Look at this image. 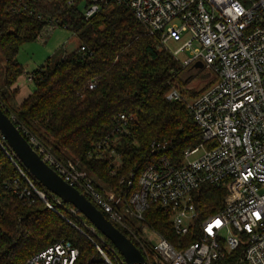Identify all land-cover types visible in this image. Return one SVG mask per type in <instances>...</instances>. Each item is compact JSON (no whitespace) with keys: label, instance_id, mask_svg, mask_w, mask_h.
<instances>
[{"label":"built area","instance_id":"obj_1","mask_svg":"<svg viewBox=\"0 0 264 264\" xmlns=\"http://www.w3.org/2000/svg\"><path fill=\"white\" fill-rule=\"evenodd\" d=\"M78 1L81 0H67V4L75 6ZM88 1L86 19L111 0ZM114 1L127 6L184 67L202 63L214 74L213 83L196 97L184 96L177 87L166 94L167 100L186 104L202 142L187 149L181 162L170 159L167 143L153 142L154 161L142 170L138 190L126 200L123 195L96 186L76 162L60 160L21 127L26 138L67 183L80 190L118 229L134 238L135 241L128 236L147 264H154L153 256L162 264H264V0ZM56 27L68 29L61 20L50 19L38 38ZM170 42L180 46L172 51L168 48ZM183 52L187 58L180 57ZM28 79L33 82L34 75ZM120 119L118 131L128 132V117L122 114ZM112 142L107 136L95 151L103 155ZM0 148L20 173L4 180L2 187L25 202L40 198L60 213L67 203L36 187L1 133ZM200 151L198 158L187 160ZM109 155L114 163L111 174L116 175L120 155L110 150ZM127 183L133 184L131 180ZM204 186L227 189L219 211L212 212L197 202ZM153 206L168 215L175 242L146 223L145 215ZM70 212L80 216L74 206ZM133 219L144 222L159 242L152 245L143 232L133 227ZM73 225L94 246L95 254L86 264H125L119 251L94 225L82 220L81 225ZM80 258L79 248L71 240L61 239L28 258L25 264H81Z\"/></svg>","mask_w":264,"mask_h":264},{"label":"trees","instance_id":"obj_2","mask_svg":"<svg viewBox=\"0 0 264 264\" xmlns=\"http://www.w3.org/2000/svg\"><path fill=\"white\" fill-rule=\"evenodd\" d=\"M89 5L88 0L75 6L67 0H0V99L24 135L21 127L60 160L76 162L94 177L96 186L103 184L129 200L139 188L142 170L154 161L153 142L167 143V154L174 162H181L187 149L202 142L186 104L166 98L171 88H186L192 78L185 72L189 67H181L127 6L111 0L86 19L84 10ZM50 19L66 24L79 37V46L54 67L46 64L33 72V92L12 105L8 91L15 95L11 87L25 72L17 59L20 48L36 40ZM209 86L186 92L196 97ZM122 114L128 117V132L120 133ZM107 136L114 142L102 155L95 148ZM109 150L121 158L116 175L111 174L114 163ZM0 166V264H25L61 239L71 240L81 252V264H86L95 249L73 223L79 226L81 220L89 221L72 214L71 204L56 213L40 198L34 202L18 199L2 187L4 180L20 173L1 148ZM34 183L48 191L36 179ZM198 194L197 202L215 212L223 207L227 189L204 186ZM145 217L151 228L175 242L168 215L159 206H153Z\"/></svg>","mask_w":264,"mask_h":264},{"label":"water","instance_id":"obj_3","mask_svg":"<svg viewBox=\"0 0 264 264\" xmlns=\"http://www.w3.org/2000/svg\"><path fill=\"white\" fill-rule=\"evenodd\" d=\"M194 67L203 69L204 65L196 63ZM0 133L5 137L13 153L32 177L52 194L61 198L64 203L71 204L80 214L84 215L102 235L111 241L123 256L126 264H147L134 242L118 229L80 190L67 183L41 158L1 104Z\"/></svg>","mask_w":264,"mask_h":264},{"label":"rangeland","instance_id":"obj_4","mask_svg":"<svg viewBox=\"0 0 264 264\" xmlns=\"http://www.w3.org/2000/svg\"><path fill=\"white\" fill-rule=\"evenodd\" d=\"M48 34L37 38L34 41L26 42L20 48L17 59L21 64L25 72L19 75L11 87L12 91H15V95L9 94V102L12 105H17L27 98L34 90V83L29 81V76L33 75L37 69L43 65H49L54 67L66 54L72 52L79 46V37L75 35L71 30L62 27H56ZM180 46V43L170 42L168 48L172 51L176 50ZM181 58H187V53L183 52L180 55ZM182 67L183 65L180 64ZM184 67V66H183ZM186 74L191 76V81L186 88L178 87L184 96L189 97L186 91L200 90L209 85L214 81V74L206 68H203L200 72L192 64L189 68H186ZM0 104L3 105L4 109H7L6 105L3 104L0 99ZM202 154V151L195 155L188 157L187 160H194ZM92 177V176H91ZM94 179V177H92ZM95 180V179H94ZM104 185L102 184V187ZM84 219H87L84 215L80 214ZM135 229L143 232L155 245L159 242V237L155 232L142 221L133 219ZM111 243V241H109ZM112 244V243H111ZM119 256L124 260L123 256L119 252ZM154 264H162L157 257L153 256ZM125 262V261H124ZM126 264V263H125Z\"/></svg>","mask_w":264,"mask_h":264},{"label":"snow or ice","instance_id":"obj_5","mask_svg":"<svg viewBox=\"0 0 264 264\" xmlns=\"http://www.w3.org/2000/svg\"><path fill=\"white\" fill-rule=\"evenodd\" d=\"M259 218V217H258Z\"/></svg>","mask_w":264,"mask_h":264}]
</instances>
